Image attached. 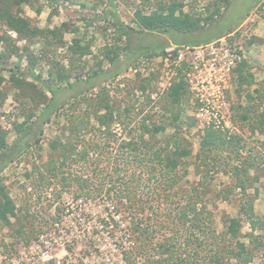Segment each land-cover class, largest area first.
Segmentation results:
<instances>
[{
	"label": "rangeland",
	"instance_id": "obj_1",
	"mask_svg": "<svg viewBox=\"0 0 264 264\" xmlns=\"http://www.w3.org/2000/svg\"><path fill=\"white\" fill-rule=\"evenodd\" d=\"M143 1L58 0L56 5L55 0H32L30 5L24 6V15L37 30H53L57 34L62 30L58 38L63 44L58 42L56 36L48 33L47 38L39 36L34 43L18 41L21 49L28 46L29 51L38 55L43 48H47L51 50L47 59L54 58L67 65L68 56L73 55L69 48L79 41L81 47L88 53L84 58L88 62V67L87 71L82 73L81 80L75 82L73 79V87L65 81L52 82L54 87L58 88L54 101L57 112L51 116L50 121H45L46 118L34 119V123L26 128L20 137L24 140L23 144L28 143L32 148L25 147L20 151L0 174V184L5 186L17 208V215L11 219L10 225L0 223V264H126L122 258L123 247L128 246L129 242L123 231L128 222L124 220L125 213L120 212V209L105 196L76 200L73 196L77 189L76 185L71 191L65 189L60 197L61 184L50 182L48 186V179L45 181L42 179V173L47 174L45 164L47 166V161L57 156L61 149L59 145L53 148L52 143L57 142L62 134L66 136L65 141L66 138L74 136L73 125L69 121L70 115L85 113L87 105L82 100L84 98L93 104L88 105L89 110H92L100 96L98 95L100 89L106 90L104 92L108 96L112 112L116 116L121 114L120 118L123 121V124L117 121L112 125L115 134L110 140L113 155L123 140L129 141L131 132L135 135L141 130L140 126L144 122L152 127H165L164 131L148 135L146 139H150L157 149L170 144L169 150H173L175 140H179L184 149L190 152V155L183 159L184 164L180 168V186L183 189L198 184L206 187L210 192L206 202L209 210L215 214L216 231L220 233L225 230L222 221L224 215L232 217L241 215V189L238 188L236 178L231 173H226L238 161L229 159V168L226 169L223 162H218L217 166L212 168L197 157L206 128L196 117L191 96L188 101L175 106L172 111L165 108H170L171 105L169 101L163 100V97L167 94L169 84H172V78L176 74L170 62H166L168 57L166 51L171 48H176L177 51L206 48L210 51L212 46L214 49L221 48L223 42L229 43L234 37L239 38L250 65L247 72L253 75L254 84L240 89L237 75L233 73L231 76L227 91L229 111L226 119L231 126L232 135L239 140V146L222 153V158L224 159L226 154H232L233 158L239 160L253 159L256 168L250 173L255 176V180L247 189L248 194L255 198L256 213L264 216V0H231L228 10L223 11L221 16L206 25L205 29L189 35L174 31L168 33L143 31L134 18L135 10ZM175 1L183 2L184 12L197 13L204 12V8L213 0ZM114 12L125 26L131 28L120 43L114 41L119 35L117 29L112 26L116 18ZM247 15H249L247 23L241 25ZM64 24H68V31L62 28ZM39 31L36 36L39 35ZM10 35L14 39L18 37ZM210 38H212L210 43L193 44V40ZM115 43L119 44L121 49L119 57L111 63L104 56L102 49L108 45H116ZM4 49L5 47L0 44V53ZM25 53L27 54V50L22 52ZM146 59L155 61L157 65L154 71L157 74L154 84L157 90L142 93L138 85L142 79L150 77L152 71L150 74L148 70L144 73L139 72L141 77H138L136 70L139 69L140 62ZM50 63L36 68L35 72L42 74V81L48 79ZM17 65L21 77L22 73L31 67L26 56L22 58L13 56L5 65H0V74L6 80L0 93V128L6 132L9 145L14 144L18 138L14 123H23L29 115L28 112L23 113L25 109L20 103L22 100L27 102L22 93L24 89L11 80V70L17 69ZM88 78L91 80L88 81ZM26 80L33 82L32 77ZM247 94L252 97H247ZM47 95L51 98L50 93ZM149 95L155 97L151 99L152 103L146 99ZM74 103L76 106L71 107L69 111L68 106ZM247 108L251 110L248 112ZM105 112L106 110L102 109V113ZM172 114L177 118L174 119ZM91 125L95 128L99 126L94 116L90 119L89 126ZM176 132L178 134L174 138ZM223 159L220 160L224 161ZM71 170L84 178L92 174L91 169H85L82 164L74 165ZM145 184V187L138 185L135 189L139 191L138 198H142L144 203L151 204L153 200L148 198L151 197L150 188L154 184L148 182ZM228 189H232L234 194L226 199L220 194L222 192L228 194ZM57 207L62 209L58 217ZM118 210L121 217L119 219L116 215V218L121 221V227L112 235L110 225L106 229L103 224L111 222V216ZM29 211L34 213L33 217L25 219L23 214ZM34 215L37 219H34ZM53 219L59 221L55 223ZM21 222L25 224L26 232H33L30 244H26L24 235L19 234ZM251 232V226L243 219L241 235L243 242L248 244L251 242ZM251 246L255 252L251 264H264V245L255 248L252 243Z\"/></svg>",
	"mask_w": 264,
	"mask_h": 264
},
{
	"label": "trees",
	"instance_id": "obj_2",
	"mask_svg": "<svg viewBox=\"0 0 264 264\" xmlns=\"http://www.w3.org/2000/svg\"><path fill=\"white\" fill-rule=\"evenodd\" d=\"M31 2L32 0H0V44L5 47L0 53V65H5L13 56L21 58L26 56L31 66L22 73V77L19 75V65L16 66L17 69L11 70V80L24 89L22 93L27 102L22 100L20 103L25 109L23 113L28 112L29 115L23 123H14L18 138L12 145L7 142L6 132L0 128V174L20 151L25 147L32 148L28 143L23 144L24 140L20 137L23 136V131L34 123V119L46 118L45 121H50L51 116L57 112L54 101L58 88H55L52 82L65 81L73 87V79L75 82L81 80L82 73H85L88 67L87 60H84L88 53L81 47L79 41L69 48L73 55L68 56L67 65L54 58L47 59L51 51L47 48H43L36 55L33 51H29L28 46L23 49L18 46L20 40L34 43L40 38L39 36L47 38L48 33L56 36L58 42L63 44L58 38L62 30H59L58 34L53 30L39 31L24 15V6ZM230 2L231 0H213L204 8V12L191 13L184 12V4L181 1L144 0L135 10L134 18L137 25L145 32L174 31L189 35L205 29L206 25L215 21L223 11L228 10ZM55 3L57 5L58 0H55ZM113 15L116 18L112 26L119 32L114 41L120 43L131 28L123 24L116 12ZM62 28L66 31L68 24H64ZM37 31H39L38 36H36ZM10 32H14L18 36L17 39H14ZM211 40L212 38L193 40V44H207ZM120 49L119 44H112L105 46L102 51L106 59L114 63L119 57ZM24 50H27V54H22ZM163 54L164 50H162ZM42 61L44 63H41ZM47 62H51L48 65L50 67L48 79L42 81V74H37L35 71L37 67L45 66ZM187 67L185 62L180 66L173 65L176 74L172 78L167 94L163 97V100L170 102V108L165 107L168 111L190 99L185 73ZM248 69L250 65L244 60L234 70L240 89L254 84V77L247 72ZM140 73L137 72L138 77H141ZM28 77H32L33 82H28L26 80ZM156 79L157 74L152 72L150 77L141 80L138 89L142 93L148 90L156 91L157 88L154 87ZM5 81L4 76L0 74V93ZM104 90L100 89L98 94L100 96L92 110H89V106L93 104L84 98L82 100L87 105L85 113L70 115L69 121L73 125L74 136L66 138L65 141L66 136L62 134L56 140L58 144L52 143L53 148L59 145L61 149L57 156L47 161V166L45 164L48 176L42 173V179L44 181L48 179V186L50 182H59L60 197L65 189L71 191L76 185L77 189L73 195L76 200L105 196L120 209V212L125 213L124 220L128 222L123 231L129 242L128 246L123 247L122 258L126 264H251L255 254L251 244L253 243L255 248L264 245V216L256 213L255 198L248 194L247 189L252 182L254 183L255 176H251L250 172L256 168V164L251 158L239 160L233 158L232 154H226L225 158H222V153L236 148L239 144V140L232 135L230 129L206 128L197 153V157L212 168L216 167L218 162H223L226 169L229 168L230 160L238 161L234 166H230L226 173H231L236 178L238 188L241 189V215L239 217L224 215L222 221L225 230L219 233L214 226L215 214L209 210L206 202V197L210 194L206 187L198 184L183 189L180 186V168L184 164L183 159L188 157L190 152L184 149L179 140H175L174 149L169 150L170 144L157 149L150 139H146L148 135L164 131L165 127H152L144 122L140 126L141 130L135 135L131 132L129 141L123 140L116 154L113 155L110 140L115 134L112 125L117 121L123 124V121L120 118L121 114L116 116L112 112V106ZM48 93L51 94V98L48 97ZM247 97L252 96L247 94ZM146 99L152 103L150 95ZM75 106V103L68 106L69 111ZM102 109L106 112L102 113ZM249 110L251 109H246L248 112ZM92 116L99 124L98 128L89 126ZM172 117L177 118L176 115ZM177 134L178 132L173 137L176 138ZM236 153L239 155L238 151ZM76 164H82L85 169L90 168L92 171L90 178L74 174L71 168ZM145 182L154 184L150 188L151 197L148 198L153 200L151 204L144 203L142 198H138L139 191L135 189L138 185L145 187ZM227 193L222 192L220 195L227 199L229 195L234 194V191L228 189ZM256 196L258 197V193ZM56 210L58 217L62 209L57 207ZM16 212L15 203L6 192L5 186L0 184V223L10 225L11 219L17 215ZM33 214L31 211L24 212L23 216L25 219H30ZM116 215L120 219L119 210L111 216V222L103 224L106 229L110 225L112 235L121 227V221ZM34 217L37 219L35 215ZM243 219L247 220L252 230L249 244L241 239ZM53 221L57 223L59 220L53 219ZM18 231L19 234L24 235L25 243L30 244L33 232H26L25 224L22 222Z\"/></svg>",
	"mask_w": 264,
	"mask_h": 264
},
{
	"label": "built area",
	"instance_id": "obj_3",
	"mask_svg": "<svg viewBox=\"0 0 264 264\" xmlns=\"http://www.w3.org/2000/svg\"><path fill=\"white\" fill-rule=\"evenodd\" d=\"M221 45V48L215 49L212 46L210 51L206 48H188L186 51L171 48L166 51V62H170L172 67L180 66L182 62L188 65L185 73L196 117L205 128L224 130L230 128L226 114L229 111L227 91L231 76L246 56L238 37ZM155 64L153 60H142L136 71L144 73L148 70L150 74L155 71ZM152 98L155 99L154 96Z\"/></svg>",
	"mask_w": 264,
	"mask_h": 264
},
{
	"label": "crops",
	"instance_id": "obj_4",
	"mask_svg": "<svg viewBox=\"0 0 264 264\" xmlns=\"http://www.w3.org/2000/svg\"><path fill=\"white\" fill-rule=\"evenodd\" d=\"M30 5V4H29ZM25 6H28V5H25ZM249 15H247V17H246V19L244 20V22L243 23H241V25H244V24H246L247 23V19L249 18L248 17ZM10 34H14V35H16L14 32H10ZM229 127H231L230 125H229ZM230 129V128H229ZM251 176H252V174H251Z\"/></svg>",
	"mask_w": 264,
	"mask_h": 264
}]
</instances>
